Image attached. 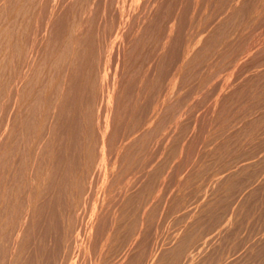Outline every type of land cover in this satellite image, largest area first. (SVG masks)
I'll list each match as a JSON object with an SVG mask.
<instances>
[{
  "label": "rangeland",
  "instance_id": "rangeland-1",
  "mask_svg": "<svg viewBox=\"0 0 264 264\" xmlns=\"http://www.w3.org/2000/svg\"><path fill=\"white\" fill-rule=\"evenodd\" d=\"M234 1L0 0V264H264V0Z\"/></svg>",
  "mask_w": 264,
  "mask_h": 264
},
{
  "label": "bare ground",
  "instance_id": "bare-ground-1",
  "mask_svg": "<svg viewBox=\"0 0 264 264\" xmlns=\"http://www.w3.org/2000/svg\"><path fill=\"white\" fill-rule=\"evenodd\" d=\"M196 1H198V0H196ZM201 1H202V0H201ZM233 1H234V0H233ZM235 1H236V2H235ZM235 1H234L233 3L237 4V0H235ZM238 1H239V0H238ZM243 1H244V0H242L241 2H243ZM248 1H249V0H248ZM250 1H251V0H250ZM255 1H257V0H254V2H255ZM260 1H261V0H260ZM262 1H263V0H262ZM172 2H173V1H172ZM203 2H204V1H203ZM239 2H240V1H239ZM244 2H245V1H244ZM197 3H198V2H197ZM197 3L195 2V4H197ZM199 3H200V0H199ZM255 3H256V2H255ZM231 4H232V3H231ZM235 4H232V5H235ZM249 4H250V3H249ZM260 4H261V3H260ZM262 5H263V4H261V5H257V6H261V7H263L264 5H263V6H262ZM195 6H196V5H195ZM197 6H198V4H197ZM257 6H255V7H257ZM228 7H229V6H228ZM238 7H239V6H238ZM261 7H260V8H261ZM196 8H198V7H196ZM235 8H237V7H235ZM129 9H130V8H129ZM237 9H239V8H237ZM255 9H256V8H254L253 10L255 11ZM225 10H226V9H225ZM227 11H228V10H227ZM231 11L233 12L234 10H231ZM237 11H238V10H237ZM237 11H236V12H237ZM260 11H261V10H260ZM130 12H131V11H130ZM202 12H203V11H202ZM225 12H226V11H225ZM228 12H230V10H229ZM228 12H227V15H228ZM247 12H248V11H247ZM262 12H264V10H263ZM197 13H198V12H197ZM234 13H235V11H234ZM205 14H206V13H205ZM210 14H211V13H210ZM225 14H226V13H225ZM225 14H223V15H225ZM263 14H264V13H263ZM201 15H202V14H201ZM220 15H221V14H220ZM223 15H221V16H223ZM227 15H225V16L227 17ZM229 15L231 16V14H229ZM229 15H228V16H229ZM232 15H233V14H232ZM235 15H236V13H235ZM245 15H247V14H245ZM256 15H257V14H256ZM261 15H262V14H261ZM98 16H99V15H98ZM193 16H194V15H193ZM225 16H224V17H225ZM233 16H234V15H233ZM226 17H225V18H226ZM217 18H218V16H217ZM217 18H216V20H217ZM227 18H228V17H227ZM229 18H230V17H229ZM244 18H245V17H244ZM255 18H256V17H255ZM263 18H264V17H263ZM126 19H127V18H126ZM231 19H232V18H231ZM234 19H235V18H233V20H234ZM108 20H109V19H108ZM221 20H222V18H221ZM221 20H219V21H221ZM223 20H224V18H223ZM226 20H227V19H226ZM84 21H85V20H84ZM228 21H229V20H228ZM217 22H218V21H217ZM206 23H207V21H206ZM214 23H215V22H214ZM221 23H222V22H221ZM242 23H243V22H242ZM253 23H254V22H253ZM144 24H145V23H144ZM224 24H225V23H224ZM250 24H251V23H250ZM212 25H213V24H212ZM239 25H240V24H239ZM187 26H188V25H187ZM229 26H230V23H229ZM225 27H226V26H225ZM249 27H250V26H249ZM213 28H214V27H213ZM216 28H217V27H216ZM218 28H219V27H218ZM244 28H245V27H244ZM118 29H119V28H118ZM232 29H233V28H232ZM171 30H172V29H171ZM212 30H213V29H212ZM212 30H211V31H212ZM220 30H221V29H220ZM220 30H219V31H220ZM235 31H236V30H235ZM215 32H216V31H215ZM148 34H149V33H148ZM216 34H217V33H216ZM232 34H233V33H232ZM243 34H244V32H243ZM170 36H171V35H170ZM216 36H217V35H216ZM225 37H226V36H225ZM232 37H233V36H232ZM200 39H201V38H200ZM200 39H199V40H200ZM240 39H242V38H240ZM199 40H197V41L199 42ZM207 40H208V39H207ZM209 40H210V39H209ZM249 40H250V39H249ZM253 40H254V39H252V40L250 41V43H251ZM195 41H196V39H195ZM257 41H258V40H257ZM123 42H124V41H123ZM201 42H202V41H201ZM262 42H263V44H264V41H262ZM262 42H261V43H262ZM196 43H197V42H196ZM207 43H208V42H207ZM207 43H206V44H207ZM216 43H217V42H216ZM245 43H246V42H245ZM252 43H254V41H253ZM256 43H257V42H256ZM147 44H148V43H147ZM192 44H193V43H192ZM237 44H238V43H237ZM248 44H249V42H248L246 45H248ZM263 44H262V45H263ZM193 45H194V44H193ZM195 45H196V44H195ZM195 45H194V46H195ZM197 45H198V44H197ZM197 45H196V46H197ZM249 45H250V44H249ZM249 45H248V46H249ZM251 45L255 47V44H254V45L251 44ZM257 45H259V43H258ZM257 45H256V46H257ZM194 46H193V47H194ZM196 46H195V47H196ZM243 46H245V45H243ZM248 46H247V47L245 46V47L248 48L249 52H250V48H249V47H251V51H253V50H252V46H249V47H248ZM259 46H260V45H259ZM193 47H192V48H193ZM197 47H198V46H197ZM204 47H205V46H204ZM192 48H191L190 50H192ZM260 48H261V47H260ZM193 49H194V48H193ZM201 49H202V48H201ZM244 49H245V48H244ZM244 49H243V50H244ZM255 49H256V48H255ZM255 49H254V50H255ZM197 50H198V49H197ZM257 50H258V49H257ZM174 51H175V50H174ZM192 51H194V50H192ZM202 51H203V50H202ZM240 52H242V51H240ZM244 52H245V51H244ZM244 52H243V53H244ZM257 52H258V51H257ZM259 52H260V51H259ZM262 52L264 53L263 49H262ZM189 53H191V51H188V54H189ZM193 53H194V52H193ZM245 53H246V52H245ZM247 53H248V52H247ZM247 53H246V54H247ZM253 53H254V52H253ZM260 53H261V52H260ZM260 53H259V55H260ZM181 54H182V53H181ZM188 54H187V55H188ZM239 54H240V53H239ZM254 54H255V53H254ZM198 55H199V54H198ZM240 55H241V54H240ZM250 55H252V54H250ZM257 55H258V54H257ZM196 56H197V55H196ZM241 56H242V55H241ZM244 56H245V54H244ZM192 57H193V56H192ZM239 57H240V56H239ZM242 57H243V56H242ZM248 57H250V56H248ZM254 57H255V56H254ZM259 57H260V56H259ZM193 58H194V57H193ZM210 58H211V57H210ZM219 58H220V57H219ZM185 59H186V58H185ZM185 59L182 60V61H186L188 58H187L186 60H185ZM194 59H195V58H194ZM226 59H227V58H226ZM254 60H255V59H254ZM135 61H136V60H135ZM188 61H189V60H188ZM234 61H235V60H234ZM240 61H241V60H240ZM240 61H239V63H242V62L244 63V61H241V62H240ZM186 62H187V61H186ZM186 62H184V64H185ZM225 62H226V61H225ZM231 62H232V61H231ZM237 63H238V62H237ZM182 64H183V63H182ZM224 64H225V63H224ZM230 64H231V63H230ZM109 65H110V64H109ZM239 65H240V64H239ZM239 65H238V66H239ZM207 66H208V65H207ZM222 66H223V65H222ZM233 66H234V68H232V69H236V70H233V73H234V71H236V73H237V72H238L237 67H236L235 65H233ZM242 66H243V64H242ZM247 66H248V65H247ZM194 67H195V66H194ZM205 67H206V66H205ZM209 67H210V66H209ZM206 68H207V67H206ZM228 68H229V67H228ZM220 69H221V68H220ZM240 70H241V68H240ZM229 71H231V69H229ZM229 71H228V73H229ZM251 71H252V70H251ZM251 71H250V72H251ZM254 71H255V70H254ZM132 72H133V71H132ZM218 73H219V72H218ZM178 74H179V73H178ZM241 74H243V73H241ZM105 75H106V74H105ZM179 75H180V74H179ZM222 75H223V74H222ZM232 75L235 77L234 74H232ZM247 75H248V74H247ZM198 76H199V75H198ZM230 76H231V73H230V75H229L228 77H230ZM237 76H238V75H237ZM250 76H251V75H250ZM210 77H211V76H210ZM224 77H225V75H224ZM226 77H227V76H226ZM226 77H225V78H226ZM228 77H227V79H226L227 81H229V79H230V78H228ZM225 78H223V79H225ZM180 79H181V78H180ZM238 79H239V78H238ZM241 79H242V78H241ZM260 79H261V78H260ZM100 80H101V79H100ZM226 80H225V81H226ZM236 80H237V77H236ZM204 81H205V80H204ZM221 81L224 82V80H222V79H221ZM230 81H231V79H230ZM239 81H240V79H239ZM242 81H243V80H242ZM259 81H260V80H259ZM107 82H108V81H107ZM205 82H207V81H205ZM219 82H220V81H219ZM223 82H221V83H223ZM248 82H249V81H248ZM207 83H208V82H207ZM238 83H239V82H238ZM246 83H247V82H246ZM204 84H205V83H204ZM219 84H220V83H219ZM219 84H218V85H219ZM223 84H224V83H223ZM223 84H222V86H224V88H225V85H223ZM225 84H226V83H225ZM241 84H242V82H241ZM241 84H240V85H241ZM243 84H244V82H243ZM218 85H217V86H218ZM244 85H245V84H244ZM258 85H259V84H258ZM226 86H227V85H226ZM230 86H231V85H230ZM259 86H260V85H259ZM219 87H221V86H219ZM234 87H235V85H234ZM234 87H233V88H234ZM222 88H223V87H222ZM228 88H229V86L226 87V89H228ZM231 88H232V86H231ZM262 88H263V86L261 87V89H262ZM226 89H225V90H226ZM220 90H222V89H220ZM232 90H233V89H231V91H232ZM257 90H258V89H257ZM177 91H178V90H177ZM222 91H223V90H222ZM228 91H230V90L228 89ZM258 91H259V90H258ZM263 91H264V90H263ZM93 92H94V91H93ZM214 93H215V92H214ZM222 93H223V92H222ZM224 93H225V91H224ZM229 93H230V92H229ZM171 94H172V93H171ZM179 94H180V93H179ZM215 94H217V96H218V92L215 93ZM220 94H221V93H220ZM225 94H226V93H225ZM230 94H231V93H230ZM109 95H110V94H109ZM238 95H239V94H238ZM171 96H172V95H171ZM215 96H216V95H215ZM221 96H222V94H221ZM227 96H228V95H227ZM231 96H233V95H231ZM168 97H169V96H168ZM212 97H213V96H212ZM218 97H219V96H218ZM245 97H247V96H245ZM252 97H253V96H252ZM178 98H179V97H178ZM222 98H223V97H222ZM225 98H228V97H225ZM233 98H234V96H233ZM163 99H164V98H163ZM166 99H167V98H166ZM217 99H218V98H217ZM217 99H216V100H217ZM234 99H235V98H234ZM213 100L215 101L214 98H213ZM217 101H218V100H217ZM217 101H215V103H216ZM148 102H149V101H148ZM162 102H163V101H162ZM209 102H210V101H209ZM212 102H213V101L211 100V102H210L211 105H212ZM203 103H204V102H203ZM189 104H190V103H189ZM213 104H214V102H213ZM224 104H225V103H224ZM224 104H223V105H224ZM151 105H152V104H151ZM151 105H150V106H151ZM167 105H168V104H167ZM104 106H105V105H104ZM109 106H110V105H109ZM141 106H142V105H141ZM170 106H171V105H170ZM208 106H209V105H208ZM227 106H228V105H227ZM227 106L224 105L223 107L225 108V107H227ZM204 107H205V106H204ZM159 108H160V107H159ZM162 108H163V107H162ZM181 108H182V107H181ZM212 108H213V109H212V111H213L212 113H215L216 110L214 109V106H213ZM221 108H222V106H221ZM154 109H155V108H154ZM228 109H229V108H228ZM230 109H231V108H230ZM146 110H147V109H146ZM156 110H157V109H156ZM194 110H195V109H194ZM205 111H206V110H205ZM207 111H208V110H207ZM207 111H206V113H207ZM224 111H225V109H224ZM226 111H227V110H226ZM217 113H218V111H217ZM176 114H177V113H176ZM202 115H203V114H202ZM204 115H206V114H204ZM207 115H208V114H207ZM199 116H200V115H199ZM209 116H210V114H209ZM211 116H212V114H211ZM177 117H178V116H177ZM197 117H198V116H196V119H198ZM225 117H226V116H225ZM204 118H206V116H205ZM228 118H229V117H228ZM196 119H195V120H196ZM199 119H200V118H199ZM151 120H152V119H151ZM197 121H198V120H197ZM197 121H194V122H197ZM199 123H200V122H199ZM219 123H220V122H219ZM262 123H263V122H262ZM192 124H193V123H192ZM194 124H195V123H194ZM196 124H197V123H196ZM196 124H195V125H196ZM199 125H200V124H199ZM195 127H196V126H195ZM200 127H201V126H200ZM193 128H194V127H193ZM222 129H223V128H222ZM195 130H196V128H195ZM198 130H199V129H198ZM166 132H167V131H166ZM212 132H213V131H212ZM191 133H192V132H191ZM193 133H194V132H193ZM189 134H190V133H189ZM189 134H188V135H189ZM194 135H195V134H194ZM189 138H190V137H189ZM231 143H232V142H231ZM181 145H182V144H181ZM224 145H225V144H224ZM237 145H238V144H237ZM151 146H152V145H151ZM182 146H183V145H182ZM185 146H186V144H185ZM185 146H184V149H186ZM186 147H187V146H186ZM182 148H183V147H182ZM246 148H247V147H246ZM182 151H183V150H182ZM186 151H189V149H188V150L186 149ZM222 151H223V150H222ZM186 153H187V152H185V154H186ZM188 153H189V152H188ZM260 155H261V154H260ZM107 156H108V155H107ZM185 156H186V155H185ZM261 156H262V155H261ZM109 157H110V156H109ZM144 157H145V156H144ZM257 157H258V155H257ZM262 158H263V156H262ZM105 159H106V158H105ZM132 159H133V158H132ZM146 159H147V158H146ZM168 159H169V158H168ZM257 162H258V161H257ZM112 163H113V162H112ZM112 163H109V164H112ZM260 164H261V163H260ZM113 165H114V164H113ZM113 165H111V166L113 167ZM150 165H151V164H150ZM160 168H161V167H160ZM109 169H110V167H109ZM111 169H113V168H111ZM164 169H165V168H164ZM185 169H186V168H185ZM260 169H261V168H260ZM262 172H263V171H262ZM107 173H108V172H107ZM109 173H112V172L109 170ZM109 173H108V174H109ZM260 174H261V173H260ZM109 177H110V175H109ZM222 177H223V176H222ZM101 178H102V177H101ZM107 178H108V177H107ZM149 178H150V177H149ZM222 179H223V178H222ZM108 180H109V179H108ZM255 180H256V179H255ZM236 181H237V180H236ZM263 181H264V180H263ZM246 183H247V182H246ZM219 184H220V183H219ZM261 184H262V183H261ZM211 185H212V184H211ZM111 186H112V185H111ZM144 186H145V185H144ZM248 189H249V188H248ZM255 190H256V189H255ZM255 190H254V191H255ZM87 196H88V195H87ZM142 196H143V195H142ZM204 196H205V195H204ZM250 197H251V196H250ZM245 201H246V200H245ZM253 201H254V200H253ZM188 202H189V201H188ZM217 202H218V201H217ZM206 203H207V202H206ZM120 206H121V205H120ZM198 208H199V207H198ZM184 209H185V208H184ZM239 209H240V208H239ZM99 212H100V211H99ZM191 212H192V211H191ZM121 213H122V212H121ZM142 213H143V212H142ZM257 213H258V212H257ZM238 214H239V213H238ZM242 214H243V213H242ZM191 215H192V214H191ZM239 218H240V217H239ZM140 225H141V224H140ZM84 226H85V225H84ZM100 227H101V226H100ZM146 229H147V228H146ZM87 230H88V229H87ZM147 231H148V230H147ZM183 237H184V236H183ZM170 239H171V238H170ZM260 239H261V238H260ZM97 240H98V239H97ZM199 243H200V242H199ZM103 244H104V243H103ZM141 244H142V243H141ZM174 244H175V243H174ZM187 244H188V243H187ZM128 247H129V246H128ZM143 248H144V247H143ZM184 248H185V247H184ZM230 248H231V247H230ZM185 249H186V248H185ZM178 250H179V249H178ZM199 251H200V250H199ZM138 252H139V251H138ZM185 253H186V252H185ZM154 254H155V253H154ZM159 254H160V253H159ZM169 254H170V253H169ZM162 255H163V254H162ZM150 256H151V255H150ZM261 256H262V255H261ZM174 257H175V256H174ZM158 259H159V258H158ZM255 259H256V258H255ZM149 263H150V262H149ZM152 264H153V263H152Z\"/></svg>",
  "mask_w": 264,
  "mask_h": 264
}]
</instances>
